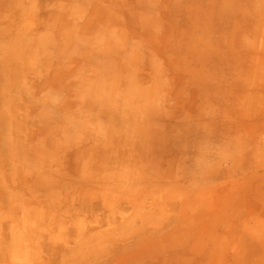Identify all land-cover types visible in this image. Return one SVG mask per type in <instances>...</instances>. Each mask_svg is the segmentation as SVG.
Returning a JSON list of instances; mask_svg holds the SVG:
<instances>
[{"label":"crops","instance_id":"0c3cea01","mask_svg":"<svg viewBox=\"0 0 264 264\" xmlns=\"http://www.w3.org/2000/svg\"><path fill=\"white\" fill-rule=\"evenodd\" d=\"M0 264H264V0H0Z\"/></svg>","mask_w":264,"mask_h":264},{"label":"rangeland","instance_id":"374dc122","mask_svg":"<svg viewBox=\"0 0 264 264\" xmlns=\"http://www.w3.org/2000/svg\"><path fill=\"white\" fill-rule=\"evenodd\" d=\"M22 30L19 27H11V28H3L0 26V37L3 36H21ZM11 45H6L3 48V45H0V52L2 51H8L11 52L13 51L12 48L10 47Z\"/></svg>","mask_w":264,"mask_h":264}]
</instances>
